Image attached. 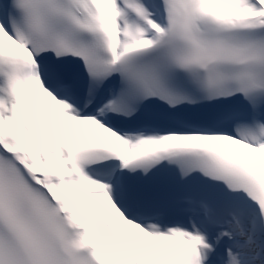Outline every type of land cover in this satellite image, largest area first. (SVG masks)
Masks as SVG:
<instances>
[{
	"label": "snow or ice",
	"instance_id": "obj_1",
	"mask_svg": "<svg viewBox=\"0 0 264 264\" xmlns=\"http://www.w3.org/2000/svg\"><path fill=\"white\" fill-rule=\"evenodd\" d=\"M0 264H264V0H0Z\"/></svg>",
	"mask_w": 264,
	"mask_h": 264
}]
</instances>
